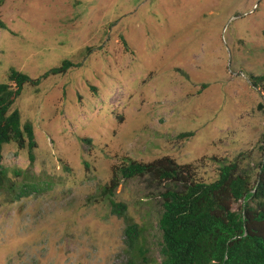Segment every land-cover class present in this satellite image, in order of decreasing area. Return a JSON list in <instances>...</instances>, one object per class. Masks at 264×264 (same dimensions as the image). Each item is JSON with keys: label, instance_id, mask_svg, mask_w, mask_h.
<instances>
[{"label": "rangeland", "instance_id": "374dc122", "mask_svg": "<svg viewBox=\"0 0 264 264\" xmlns=\"http://www.w3.org/2000/svg\"><path fill=\"white\" fill-rule=\"evenodd\" d=\"M0 1V83L12 68L36 79L76 65L25 87L14 106L34 125L36 159L11 143L2 165L41 193L0 197V264H126L125 220L94 196L130 162L169 157L206 182L237 163L256 180L264 85L251 76H264V0ZM155 187L122 181L112 198L146 227L161 264Z\"/></svg>", "mask_w": 264, "mask_h": 264}, {"label": "trees", "instance_id": "16d2710c", "mask_svg": "<svg viewBox=\"0 0 264 264\" xmlns=\"http://www.w3.org/2000/svg\"><path fill=\"white\" fill-rule=\"evenodd\" d=\"M0 26L5 28L2 22ZM74 67L73 62L65 60L36 79L12 68L7 80L0 83V194H6L0 197L8 203L41 193L35 182L13 181L2 165L4 147L11 143L19 150H28L31 166L36 159L34 125L23 123L21 112L14 106L25 87L38 90L45 80L65 75ZM251 81L262 87L264 76L252 75ZM259 109L264 110V104ZM191 136L193 133H184L179 138ZM261 140L263 159L254 182L237 163L222 166L213 182L198 179L192 165H179L169 157L115 167L110 183L94 197L108 199L111 213L125 220L126 264L154 262L149 257L152 247L146 227L128 217L126 204L112 198L122 181L140 179L156 186L161 207L157 220L161 264H264V134ZM14 174L22 175L20 171ZM240 202H244L241 209L234 210Z\"/></svg>", "mask_w": 264, "mask_h": 264}]
</instances>
